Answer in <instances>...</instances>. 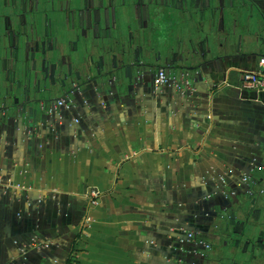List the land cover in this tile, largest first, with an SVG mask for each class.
I'll use <instances>...</instances> for the list:
<instances>
[{
    "label": "crops",
    "instance_id": "obj_1",
    "mask_svg": "<svg viewBox=\"0 0 264 264\" xmlns=\"http://www.w3.org/2000/svg\"><path fill=\"white\" fill-rule=\"evenodd\" d=\"M189 1L185 12L182 0H60L39 13L35 0H0V264H264L233 247L225 220L243 221L246 201L264 218V96L234 87L264 56V2L230 38L217 12L212 53L184 63L189 15L207 0ZM15 30L52 33L68 51L117 30L136 55L114 85L42 96L23 41L17 65L11 50L1 57ZM161 69L191 91L154 89ZM58 101L66 107L49 114ZM245 177L257 183L251 198Z\"/></svg>",
    "mask_w": 264,
    "mask_h": 264
},
{
    "label": "water",
    "instance_id": "obj_2",
    "mask_svg": "<svg viewBox=\"0 0 264 264\" xmlns=\"http://www.w3.org/2000/svg\"><path fill=\"white\" fill-rule=\"evenodd\" d=\"M34 10L37 11L38 2L35 0ZM264 0H207L205 7L196 10V17L189 15V20L193 23L192 36L188 48L179 53L180 61L184 63L202 60L212 53L215 45V37L211 32L217 12L221 15L220 23L229 25L228 37H233V33L238 25V18L243 14L248 15L247 20L253 16V8L258 7V2ZM182 11L185 5L193 6V2L182 0ZM219 5V6H218ZM246 18V17H245ZM258 25L264 24L261 19ZM121 31L105 32L100 30V34L92 37L82 36L76 41L74 51L65 50L63 38L52 33L42 35L37 31L28 34L22 30L10 31L5 35L6 45L2 50V58L6 59L7 49L12 51L11 62L18 64V53L22 46V63L29 67V73L33 74L35 92L42 96L53 94L56 89L75 90L77 85H91L97 89H102L106 85H114L122 79V70L127 64V59L135 57L136 51L127 53L120 39ZM195 37V38H194ZM196 39V40H195ZM121 44V59L116 63L113 53V46ZM69 46V44L67 45ZM72 55H75V59ZM131 61V60H130ZM132 66V65H131ZM173 69H186V67H173ZM76 82V83H75ZM153 85V84H152ZM172 87V86H164ZM249 189V186H248ZM247 195V194H245ZM248 198H251L248 196ZM240 211L244 213L243 221L237 219L235 215H228L226 221L229 222L230 243L235 249H240L242 256L255 259L264 251V218L259 215L254 219L251 214V205L242 202ZM260 212V211H259ZM224 218L222 215L221 219Z\"/></svg>",
    "mask_w": 264,
    "mask_h": 264
},
{
    "label": "built area",
    "instance_id": "obj_3",
    "mask_svg": "<svg viewBox=\"0 0 264 264\" xmlns=\"http://www.w3.org/2000/svg\"><path fill=\"white\" fill-rule=\"evenodd\" d=\"M154 89H159L164 86H172L180 91H191V84L190 81L182 75L181 77H177L167 73L165 70H158L156 72L154 79L152 81ZM225 87H230L228 83H224ZM237 90H246V91H253L258 95L264 96V56H261L257 62V65L253 71H245L241 72L238 76V83L234 86ZM264 107V100L259 101ZM61 107H66L64 101H58L52 107L48 109L49 114H53L57 111V109ZM264 173V170H263ZM243 184L249 186L248 189V196L253 197L255 195V187L257 186L256 181H254L250 177H245L242 180ZM262 194V191L258 192ZM90 199L91 205H96V200L98 199L99 193L96 191L90 192ZM91 219L87 218L86 223H90ZM188 239H192L193 235L188 234ZM203 248L208 249L209 246L204 242H198Z\"/></svg>",
    "mask_w": 264,
    "mask_h": 264
},
{
    "label": "rangeland",
    "instance_id": "obj_4",
    "mask_svg": "<svg viewBox=\"0 0 264 264\" xmlns=\"http://www.w3.org/2000/svg\"><path fill=\"white\" fill-rule=\"evenodd\" d=\"M50 1H52L53 3L52 4H50L49 3V1H46V0H40V2H39V4H38V7H37V9H38V12L40 13L41 11L40 10H46L47 8V6H48V3H49V6L51 5V6H54V7H57V5L59 4V1L60 0H50ZM48 2V3H47ZM262 52H264V49H263V51ZM264 55V54H263ZM263 191H264V189H263Z\"/></svg>",
    "mask_w": 264,
    "mask_h": 264
},
{
    "label": "flooded vegetation",
    "instance_id": "obj_5",
    "mask_svg": "<svg viewBox=\"0 0 264 264\" xmlns=\"http://www.w3.org/2000/svg\"><path fill=\"white\" fill-rule=\"evenodd\" d=\"M253 13H255V11H253ZM247 17H248V15L246 14V18H247ZM260 57H261V56H260ZM260 57H259V58H260ZM153 79H154V78H153ZM263 174H264V173H263ZM260 191H262V194H259V193H258V194H259L260 196L263 197V195H264V191H263L262 189H261V190L258 189V192H260ZM263 198H264V197H263ZM263 213H264V209H263ZM193 239H194V236H193L192 239H190V241H191V240L193 241ZM205 243L209 246L208 250L211 249V245H210L209 243H207V242H205ZM263 253H264V251H263ZM199 256L202 258V257L204 256V254L200 252V253H199Z\"/></svg>",
    "mask_w": 264,
    "mask_h": 264
}]
</instances>
